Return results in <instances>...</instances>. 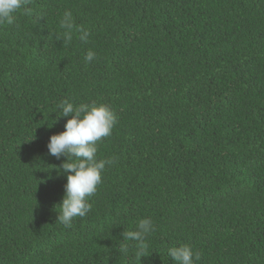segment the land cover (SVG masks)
<instances>
[{
    "label": "trees",
    "instance_id": "16d2710c",
    "mask_svg": "<svg viewBox=\"0 0 264 264\" xmlns=\"http://www.w3.org/2000/svg\"><path fill=\"white\" fill-rule=\"evenodd\" d=\"M26 7L0 25V264H176L182 244L195 264H264V0ZM66 9L86 43L57 40ZM65 99L117 115L97 152L117 163L70 228L57 221L67 158L47 148ZM145 217L140 257L122 233Z\"/></svg>",
    "mask_w": 264,
    "mask_h": 264
},
{
    "label": "clouds",
    "instance_id": "9594fccd",
    "mask_svg": "<svg viewBox=\"0 0 264 264\" xmlns=\"http://www.w3.org/2000/svg\"><path fill=\"white\" fill-rule=\"evenodd\" d=\"M30 3L31 0H0V25L14 24L15 14L22 8L27 13L29 9L26 6ZM59 24L62 31L56 34L57 40L62 38L65 44L71 43L77 33L81 42L89 40V31L76 24L71 10L63 12ZM95 57L96 53L90 49L84 61L90 63ZM58 107L62 116L70 118L64 131L50 136L47 148L49 155L57 159L62 156L67 158L58 169L66 175V183L57 221L70 228L76 217L83 218L91 211L89 198L95 195L102 183V173L106 167L117 163L118 158L114 156L97 157L98 142L112 135L117 115L109 105L97 100L76 105L65 99ZM154 232V221L145 217L138 220L134 230L123 231L122 237L125 241L136 242V250L141 257L147 248V239ZM120 250L127 252L128 245H122ZM167 254L176 264H195L201 258V253L189 244L173 246Z\"/></svg>",
    "mask_w": 264,
    "mask_h": 264
}]
</instances>
